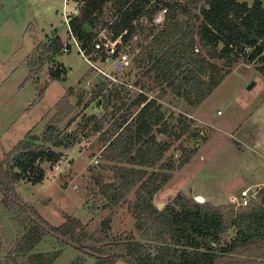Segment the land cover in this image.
<instances>
[{
  "label": "trees",
  "instance_id": "trees-1",
  "mask_svg": "<svg viewBox=\"0 0 264 264\" xmlns=\"http://www.w3.org/2000/svg\"><path fill=\"white\" fill-rule=\"evenodd\" d=\"M181 7L191 13L190 21L174 25L173 17ZM163 9L162 19L155 24L153 19ZM69 27L80 47L87 49L103 28L114 36L125 30L123 40L138 33L136 47H142L138 66L153 73L156 85L168 88L193 108L238 61L254 64L264 77V0L251 4L244 0H83L70 16ZM63 45L62 38L55 34L25 58L27 78L32 80H37L47 65V76L36 100L49 82L65 80V66L55 62ZM104 89L106 82L100 81L91 100L104 97ZM75 95L67 87L54 103L43 131L36 134L28 130L0 159V201L24 228L15 241L4 237L7 250L0 264H51L65 246L92 257V264H114L118 260L126 264H264V183L243 207L212 205L182 191L161 208L153 202L173 171L192 158L207 136L188 116H181L178 124L170 127L161 104L144 92L138 93L120 119L113 120L106 130H102V120L94 121L91 127L103 144L99 159L112 163L101 164L113 170L111 180L99 186L103 205L111 208L131 192L128 209L139 239L89 245L88 236L76 227L77 220L65 214L63 223L51 224L19 197L16 184L20 180L37 184L45 173L41 163L54 165L60 161L61 152L53 148L73 145L76 134L66 130L75 119L74 108L81 103L78 96L75 103L71 101ZM133 107L137 108L135 114L129 111ZM183 137L192 140L190 148L181 143ZM175 142L178 157H164ZM101 223L103 240H107L109 217ZM229 231L233 233L226 238ZM46 236L58 243L50 255L34 251ZM82 263V259L72 262Z\"/></svg>",
  "mask_w": 264,
  "mask_h": 264
},
{
  "label": "rangeland",
  "instance_id": "rangeland-1",
  "mask_svg": "<svg viewBox=\"0 0 264 264\" xmlns=\"http://www.w3.org/2000/svg\"><path fill=\"white\" fill-rule=\"evenodd\" d=\"M244 1L251 4L253 0ZM75 10L77 5L74 0H67L65 7L63 0H0V159L28 130L36 134L43 131L54 103L70 86L76 94L71 101L75 103L78 96L81 102L74 108V114L77 112L75 119L66 130L76 134L73 145L68 149L53 148L61 152L60 161L54 165L42 162L41 166L45 171L43 179L37 184L20 180L16 184V193L25 202L32 204L51 224L63 223L65 214L72 220H77L76 227L88 236L90 241L87 239L86 243L89 245L126 238L139 239L140 234L134 227V216L128 209L131 192L126 199L111 208L103 205L99 186L111 180L113 170L101 165L111 162L99 159L103 144L98 139V133L91 131V127L94 121L102 120V130H106L113 120L120 119L125 107L140 92H144L148 98H155L161 104L164 119L170 127L176 126L181 116L187 117L193 107L168 88L156 85L153 73L146 72V67L131 64L130 67L115 71L111 66L98 63L115 80L97 73L81 57L74 45L69 52L62 51L55 56V62H61L67 70L65 80L49 82L41 98L36 100L38 89L47 76V65L40 70L37 80H32L27 78L25 58L33 48L55 34L62 38L63 44H71L62 14H72ZM106 13L109 12L106 10ZM190 15L188 10L179 8L173 17V24L190 21ZM103 32L110 34L108 29ZM244 64L246 63L238 61L233 66L236 69L232 75L215 91L214 96L218 98L210 111L214 112L218 129L214 130L210 138L208 128H202L210 140L205 144V141L199 143L203 144L200 148L197 147L199 153L184 169L174 170L171 180L155 194L153 202L159 208L181 191L179 184L182 175L184 177L193 171H197L198 175L192 179L191 186L193 189H202L206 197H209L206 202L212 205L231 204L228 199L218 201L215 198L222 192L225 199L229 193L227 189L240 179L235 173L243 172V166L247 163L246 158H240L236 143L229 137L231 127L245 117L252 107L251 99H260L264 91L263 76L255 68ZM100 81L106 82V89L102 92L104 97L99 95L91 100ZM254 83L255 86L248 88L249 84ZM86 102L89 104L84 108ZM106 102L107 107H104ZM216 109L220 111L218 114L215 113ZM136 110L133 107L129 111L135 114ZM90 116L95 119L90 120ZM181 143L188 148L193 145L188 137H183ZM177 144L175 142L164 157L172 156L176 159L179 154ZM201 154L204 155V160L199 158ZM256 190L252 188L247 192L250 200L255 196ZM107 217V240H103L101 222ZM23 230L13 213L0 201V260L7 250V245L3 243L4 237L15 241ZM232 233L229 231L225 237ZM57 248V241L46 236L34 251L50 255ZM84 256L79 249L65 246L51 264H72L81 259L82 264L94 262L92 257ZM114 264L126 263L118 260Z\"/></svg>",
  "mask_w": 264,
  "mask_h": 264
},
{
  "label": "crops",
  "instance_id": "crops-1",
  "mask_svg": "<svg viewBox=\"0 0 264 264\" xmlns=\"http://www.w3.org/2000/svg\"><path fill=\"white\" fill-rule=\"evenodd\" d=\"M244 65L255 68L254 64ZM234 69H236V67H233L221 83L197 107L192 108L191 112L187 114L191 119H193L194 126L201 129L205 126L208 128L210 131V138L214 133V130L218 129L215 115L213 116L214 112L210 111L212 104L214 105V101L218 98V96H214V93L230 77V75H232ZM253 85L255 86L256 83ZM207 105L210 107L208 108ZM251 105L252 107L247 112L245 117L237 121L231 127V135H229L232 141H234L233 143H236V147L240 153V158H246L247 163L243 166V172L239 171L235 173L240 179L230 185L227 189V192L229 193L225 196V199L224 196H222V192H219L217 195L218 197H215L218 201L227 199L229 201L231 196H237L243 190H246L247 192L252 188L256 190L264 183V91L262 92L260 99H251ZM219 112L220 111L218 109L215 110L216 114ZM206 136H208V134H206ZM210 138L206 141H209ZM206 141L203 144H205ZM203 144H200L198 148H200ZM197 153L199 152L197 151L192 158L181 167V170L185 168V166L193 159V157H195ZM199 158L204 160V155L201 154ZM196 175H198L197 171L190 172L189 175L186 174L184 177L182 175L179 190L193 196L194 198L198 197L203 201H208L209 197H206L202 189H193L191 186V181L196 177ZM235 179L236 177H234V180Z\"/></svg>",
  "mask_w": 264,
  "mask_h": 264
},
{
  "label": "built area",
  "instance_id": "built-area-1",
  "mask_svg": "<svg viewBox=\"0 0 264 264\" xmlns=\"http://www.w3.org/2000/svg\"><path fill=\"white\" fill-rule=\"evenodd\" d=\"M69 1V0H68ZM71 1V0H70ZM83 0H74L76 2V5L78 6L80 2ZM67 0H63V6L65 7ZM64 11V10H63ZM165 9H163L161 12L158 13L157 17H155L154 23L157 24L164 15ZM77 10L74 12H64L63 20L67 27V33L69 34L71 38V44L68 45L64 44L62 51L63 52H69L71 49V46L74 45L77 48V52L81 55V57L89 63V65L92 67L93 70L97 71V73L102 74L106 77H110L111 79L115 80V78H112L110 75H108L104 69L99 67L97 64L102 63L103 65L111 66L115 71L123 68L130 67L131 64H139V53L142 49L141 46L136 47V43L139 39L138 33H132L128 40H123V35L126 33L124 30L122 34H119L117 36H114L113 33L109 31V35H106L103 31L106 28L101 29L102 31L98 32L95 37L92 39L90 43L91 53H87L89 49L87 48H81L75 37L73 36L70 27H69V19L70 16L75 14ZM144 23L147 22L146 19H140ZM139 67V66H138ZM202 133V132H200ZM57 167V165H56ZM240 196H231L229 198V201L234 204L235 206H245L247 202L249 201V198L247 196V191L243 190L239 194Z\"/></svg>",
  "mask_w": 264,
  "mask_h": 264
},
{
  "label": "water",
  "instance_id": "water-1",
  "mask_svg": "<svg viewBox=\"0 0 264 264\" xmlns=\"http://www.w3.org/2000/svg\"><path fill=\"white\" fill-rule=\"evenodd\" d=\"M252 85H253V84H249L248 88H250ZM195 199L198 200V201H203V200H200L198 197H195ZM157 206H158V208H159V205H157Z\"/></svg>",
  "mask_w": 264,
  "mask_h": 264
},
{
  "label": "bare ground",
  "instance_id": "bare-ground-1",
  "mask_svg": "<svg viewBox=\"0 0 264 264\" xmlns=\"http://www.w3.org/2000/svg\"><path fill=\"white\" fill-rule=\"evenodd\" d=\"M201 200V199H200Z\"/></svg>",
  "mask_w": 264,
  "mask_h": 264
}]
</instances>
